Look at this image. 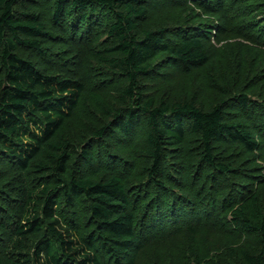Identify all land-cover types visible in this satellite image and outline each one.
<instances>
[{
    "label": "trees",
    "instance_id": "obj_1",
    "mask_svg": "<svg viewBox=\"0 0 264 264\" xmlns=\"http://www.w3.org/2000/svg\"><path fill=\"white\" fill-rule=\"evenodd\" d=\"M32 1L0 0V264H135L142 249L138 211L147 199L129 188L127 162L108 150L106 137L130 147L142 166L145 191H154V200L146 205H156L150 223L158 226L185 219L163 185L170 179L168 151L195 136L198 164L212 169L205 180L211 178L220 188V178L231 168L217 161L216 147L234 149L247 160L264 150V125L234 115L251 105L244 95L235 96L234 114L226 112L223 99L206 109L193 99L160 95L157 82L208 65L209 41L180 26L150 29V0H48L52 26L61 32L70 29L74 39L106 19L101 68L114 94L90 91L87 97L109 120L94 130L97 141L90 140L75 156L66 127L85 98V86L60 74L53 67L57 60L38 61L48 54L44 44L52 35L28 5ZM189 1L215 13L222 30L239 17L222 14L248 3L251 12L263 15L255 31L264 39V0ZM235 75L220 78L221 97L230 95L244 77L240 68ZM211 79L216 89V77ZM230 187L232 202L228 208L220 205L215 230L233 250L216 256L205 244L191 242L187 247L194 264H264V188L260 182L254 190ZM195 226L192 222L187 229L196 236ZM246 237L255 246L237 249Z\"/></svg>",
    "mask_w": 264,
    "mask_h": 264
},
{
    "label": "rangeland",
    "instance_id": "obj_2",
    "mask_svg": "<svg viewBox=\"0 0 264 264\" xmlns=\"http://www.w3.org/2000/svg\"><path fill=\"white\" fill-rule=\"evenodd\" d=\"M48 3V0H33L28 4L39 13L52 35L44 44L48 54L43 57L45 59L39 58L38 61L50 64L52 60H57L58 63L53 67H59L62 72L60 74L79 80L85 86V98L66 127L77 156L86 150L90 140L97 141L94 139V130L100 129L109 120L101 116V111L87 97L90 91H100L104 97L114 94L113 84L101 68V58L105 56L103 50L107 46V36L103 26L106 19L101 26L92 28L86 33L81 32L74 39L70 36V29L61 32L59 28L52 26ZM227 4L226 2L223 8ZM247 4L238 6L234 13L227 16L222 14L221 18L239 16L229 30H222L215 13H207L200 9L197 1L170 0L168 3L165 0H150L146 23L150 29H175L180 26L187 28L190 34L200 32L209 41L208 65L188 75L175 73L171 74L168 80L157 82L162 97L177 101L193 99L202 103L206 109L223 99L228 106L225 107L226 112L234 114L238 110L232 106V102L236 101L235 96L244 95L250 100L251 105L245 110L239 109V115H234L240 118L250 116L264 125V39L259 37L258 31H255L258 25L262 26L263 15L256 13L257 11L251 12ZM31 58H37L36 54H31ZM238 68L244 73V77L238 80L237 85L231 89L230 95L221 97L219 93L224 89H220L218 85L224 86V81L220 78L237 77V75L232 76ZM212 76L216 77V89L212 85ZM106 143L110 152L127 162L129 188L141 198L147 199L140 205L138 211L142 249L135 257V264H194L191 262L190 250L187 247L191 242L205 244L203 247H207L212 255L221 256L231 253L233 250L231 244H226L215 230L217 217L220 214L218 209L220 205L226 208L230 206L232 202L230 185L235 189L251 186L250 189L254 190L260 182L264 188V150L244 160L245 158H242L243 156L236 150L218 145L214 153L217 161L231 168L225 178H220V188H215L216 181L211 182V178L205 180V174L212 175V169L203 162L198 164L197 154L200 152V143L195 136L189 137L182 147L168 151L170 179L167 182L162 181L165 182L163 184L165 189L173 193L172 200L174 199V204L185 219L167 225L153 226L150 218L156 205L148 209L146 204L154 200L152 199L154 191H145L146 176L140 170L142 166L138 167L139 161H135L130 147L125 143L114 141L109 137H106ZM137 167L138 169H134ZM197 173L198 179H196ZM223 180L226 182L225 185H222ZM251 183L254 185H250ZM192 213L195 218L186 219ZM204 215L209 216L205 219ZM192 222L196 225L194 228L199 230L196 236L187 229ZM146 223L149 228H143ZM205 234H207L206 242H203L202 237ZM193 236L194 240H192ZM3 246L0 245V250ZM254 246L253 238L246 237L237 249H250Z\"/></svg>",
    "mask_w": 264,
    "mask_h": 264
}]
</instances>
